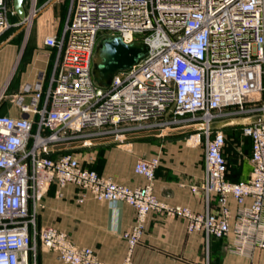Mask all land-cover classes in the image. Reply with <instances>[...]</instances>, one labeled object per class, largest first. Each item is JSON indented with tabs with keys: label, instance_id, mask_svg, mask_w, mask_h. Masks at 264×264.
Wrapping results in <instances>:
<instances>
[{
	"label": "built area",
	"instance_id": "built-area-1",
	"mask_svg": "<svg viewBox=\"0 0 264 264\" xmlns=\"http://www.w3.org/2000/svg\"><path fill=\"white\" fill-rule=\"evenodd\" d=\"M14 15L9 0H0V35ZM102 33L147 49L107 86L93 78ZM45 45L57 51L48 87L35 85L33 103L21 107L28 117L0 115V264H30L36 237L64 264H105L65 233L38 232L42 200L52 185L75 186L78 204L92 197L136 210L122 235L128 246L123 264H131L153 212L183 218L189 233L232 236L230 250L237 255L264 251V0H72L62 35L47 37ZM253 116L261 119L242 127L251 141V175L232 182L226 135L213 125ZM179 126L189 130L188 144L204 149L206 177L192 191L201 192L208 207L216 196V213L161 202L154 191L159 157L137 162L135 173L146 184L132 188L84 168L70 153L59 154L79 140L122 144L132 133Z\"/></svg>",
	"mask_w": 264,
	"mask_h": 264
},
{
	"label": "crops",
	"instance_id": "crops-1",
	"mask_svg": "<svg viewBox=\"0 0 264 264\" xmlns=\"http://www.w3.org/2000/svg\"><path fill=\"white\" fill-rule=\"evenodd\" d=\"M48 1L37 0L34 8L25 7L29 21L22 23L19 18L21 25L0 42V115L28 117L22 112V105H31L36 96L35 85L42 81L47 88L53 76L57 51L46 46L45 40L62 35L69 2L60 0L46 6ZM34 9L38 13L32 17ZM221 130L226 135L224 155L228 161V179L249 180L250 139L243 137L242 126L230 125ZM188 131L179 126L155 134L132 133L122 144L112 139L92 144L79 140L65 150L68 152L59 154L70 153L84 168L132 188L146 184L135 173L137 162L159 157L154 191L161 202L195 213L208 210L216 213L219 208L216 196L208 207L203 194L192 191V187L200 186L205 180V153L203 148L187 143ZM164 133L168 135H159ZM79 196L80 191L73 185L62 189L52 185L42 200L38 232L54 228L68 235L76 247L92 249L105 264H123L128 257V246L122 235L133 226L136 210L123 202L98 201L92 197L78 204ZM231 208H236L233 202ZM34 239L36 248L29 252L30 264H64L55 253L41 246L38 237ZM231 243L232 236L218 239L203 232L189 233L183 218L153 212L148 216L131 264H264V251H256L251 257L240 256L230 250Z\"/></svg>",
	"mask_w": 264,
	"mask_h": 264
},
{
	"label": "water",
	"instance_id": "water-1",
	"mask_svg": "<svg viewBox=\"0 0 264 264\" xmlns=\"http://www.w3.org/2000/svg\"><path fill=\"white\" fill-rule=\"evenodd\" d=\"M24 3H25V0H14L13 1V8H14L16 14L18 15V17L21 19L22 23L28 22L29 18H30L28 16V13L26 11ZM109 42L114 43V44L118 43L119 45H122L123 49L126 46L121 41L120 38H116L115 40L105 42L104 48H105V46H107V43H109ZM129 46H130V48H132V50L129 53L124 54V60L123 61L112 59L110 56H109V59L107 58L109 60L110 64H108V61L105 64V66L107 65L109 67V69H107L108 71L104 72V74L111 72V76L109 75L108 79H106V75L102 76L101 74H97L96 73L97 71H95L96 75L101 76V78H103V79L105 77V81L107 80V82L109 83L111 78L114 76L115 73H117L120 70H126V69L131 68L134 64H136L139 56L141 54H146V52H147L145 45H143V46L129 45ZM104 69H105V67H104ZM260 119H261L260 116H255V117H248V118H244V119H233V120L221 121V122L215 123L213 125V128L214 129H223V128L230 126V125H238V126L243 127L244 125L257 122Z\"/></svg>",
	"mask_w": 264,
	"mask_h": 264
},
{
	"label": "rangeland",
	"instance_id": "rangeland-1",
	"mask_svg": "<svg viewBox=\"0 0 264 264\" xmlns=\"http://www.w3.org/2000/svg\"><path fill=\"white\" fill-rule=\"evenodd\" d=\"M13 1H14V0H9L10 5H11L12 7H13ZM67 2H69V6H68V15H69L70 10H71V6H72V0H67ZM36 3H37V0H25L24 6H25V7H28V8H29V7H33V8H34ZM66 11H67V10H66ZM18 21H19V17H18V15L16 14V15H14L13 18L11 19V26H10L8 29H6V30L0 35V42H2V41L5 40L9 35H11L12 32H14V31L16 30L17 26L21 25L20 23L18 24ZM30 25H31V23H30ZM116 38H117L116 36H112L110 33H102V34L100 35L99 39H98V42H97V45H96V51H97L98 49H100L101 47H103V45L105 44V42L115 40ZM131 45H132V46H133V45L143 46L144 44L141 43V42H136V43L131 44ZM96 51H95V56H96ZM144 55H145V54H141V55L139 56L137 62L140 61V60H142V59L144 58ZM105 59H106V58H105ZM107 61H108V64H110L108 59L104 60L103 68L105 67L106 69H109V67H108L107 65L105 66V64L107 63ZM95 71H96V66H95V64H93V78H94V81L97 82L98 85H101V86H107L108 82H107V80L105 81V77H104V79H103V78H101V76H97L96 73H95ZM102 75H106V79H108V78H109V75L111 76V72H110V73L108 72V73H106V74L103 73ZM260 106H261V105L257 104V107H258V108H260ZM244 118H248V117L233 118V119H244ZM233 119H229V120H233ZM222 121H227V120H222ZM220 122H221V121H220ZM182 128H184V127H182ZM153 134H155V133H153ZM163 137H164V136H163ZM72 145H73V144L71 143V144L69 145V147H71ZM69 151H71V150H69Z\"/></svg>",
	"mask_w": 264,
	"mask_h": 264
},
{
	"label": "bare ground",
	"instance_id": "bare-ground-1",
	"mask_svg": "<svg viewBox=\"0 0 264 264\" xmlns=\"http://www.w3.org/2000/svg\"><path fill=\"white\" fill-rule=\"evenodd\" d=\"M52 5V4H50ZM34 10L32 13V17H34ZM27 23V22H25ZM125 44V43H124ZM125 48L123 49L122 45L114 44V43H107V46L104 45L103 47H101L100 49H98L96 51V56H94V64L96 66V73L97 74H103L104 72L108 71L106 68H103V64H104V60H106L107 58L109 59V56L112 59H116V60H120L123 61L124 60V54L129 53L132 48H130L129 45L131 44H125ZM106 58V59H105ZM103 76V75H102Z\"/></svg>",
	"mask_w": 264,
	"mask_h": 264
},
{
	"label": "trees",
	"instance_id": "trees-1",
	"mask_svg": "<svg viewBox=\"0 0 264 264\" xmlns=\"http://www.w3.org/2000/svg\"><path fill=\"white\" fill-rule=\"evenodd\" d=\"M12 18H13V17H12ZM64 152H68V151H63V153H64ZM61 153H62V152H61Z\"/></svg>",
	"mask_w": 264,
	"mask_h": 264
}]
</instances>
